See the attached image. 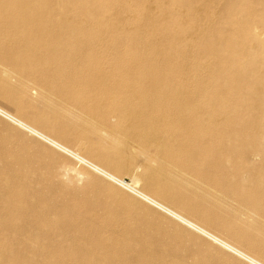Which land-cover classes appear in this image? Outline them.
<instances>
[{"label": "rangeland", "instance_id": "rangeland-1", "mask_svg": "<svg viewBox=\"0 0 264 264\" xmlns=\"http://www.w3.org/2000/svg\"><path fill=\"white\" fill-rule=\"evenodd\" d=\"M67 1L74 8L82 6L81 1ZM28 2L30 3V0ZM85 2L83 0V4ZM173 2L175 1L106 0L105 11L102 13L105 24L99 27L90 25L91 27L83 31L89 36L94 35V32L100 33L98 51L102 55L104 66L109 70L113 67L132 66L135 61H125L126 52H131V49L139 53L146 52L147 55H158L159 67L175 68L177 65L166 62V58L174 49L162 43L163 33L158 32L154 37L149 33L152 31V15L166 27L178 21L181 12H176L171 5ZM247 2L249 5L254 3L253 0ZM241 4V0H210L206 5L196 2L192 5L195 7L192 13L196 14L197 18L204 15L203 24L207 25L204 34L211 42H217L221 37L219 33L216 35L218 30L223 33L225 31L224 36L231 35V20L240 12L235 9V5ZM125 10L127 14H122ZM135 12L141 13L142 16L138 22H133L131 18ZM188 14L190 15L191 11ZM254 20L248 29L253 30L257 24L254 30L258 28L257 30L264 31L257 17ZM258 21L259 23H256ZM124 26L137 28L136 35L141 40L139 45L132 43L130 38L134 34L130 32L132 30L126 31L129 27L125 29ZM2 30L0 29L1 106L23 118L38 116L56 128H66L77 138L76 142L68 144L71 148L79 150L81 143L94 148L95 152L103 157V162H108L107 166L125 180L139 177L142 188H145L149 177L153 178L157 185L182 197L184 205L177 208L185 215L201 222L193 216L194 210H200L217 224L216 227L207 226L212 231L224 235L219 228L227 227L232 232L243 235L244 243L239 244L240 246L247 248L246 245L250 243L264 251V177L251 174L249 168L252 162L264 168V151L260 153L263 158L258 156L253 161H248L242 156L243 149L252 144L264 146V124L255 129H250L249 124L246 131H242L241 127H246L253 112L245 105L239 110L235 102L237 96H232L227 91L222 92L225 85L234 83L231 79L235 78V75L253 68L254 64L246 57H239L234 67L225 65L223 72H216L217 63L207 59L203 45L192 43L185 35L171 38L181 42L178 49L187 56L188 62L196 61L195 66L200 71L191 81L173 79L169 86H158L162 88L161 95L172 89L183 92L191 100L190 107L192 106L198 115L211 112L216 114L218 120L223 118L227 121L219 125L218 132H226L225 127L232 129V141L235 142L225 145L228 141L222 140L214 147H209L208 143L201 144L204 137L198 140L196 136L195 140L194 136H190L189 143L195 142L197 146L187 152L184 143L179 142L184 136L176 143L166 145L167 134L155 135L158 134L155 131L157 120L150 109H156L158 102L154 104L148 99V105L144 104L142 115H138L135 108L126 106L125 118H111L112 115L107 113L104 105L94 102L97 96L103 94L104 86L102 89L95 87L96 89L85 90L82 85L83 78L72 75L75 69L65 67L58 70L61 67L56 59H42L41 62L33 63L24 61L29 53H19L17 46L13 44L12 36ZM86 47H90L93 54L97 50H94V43H88ZM21 55H24L22 60ZM139 66L141 67V64ZM206 68H212L214 71L210 69L208 72ZM227 70L232 72L228 73ZM229 74H233L231 79ZM134 78H137L136 86L150 81V77L144 73ZM158 79L159 77L155 78ZM114 88L116 95L124 94L122 86ZM252 90L253 86L250 85L248 96L251 95L250 98L255 99L257 95L254 91L251 92ZM161 95L154 96L160 98ZM203 99L209 102L206 103ZM215 108L219 110L214 111ZM188 112L186 110L182 117ZM189 124L186 128L192 126ZM172 127L175 133L179 132V127ZM195 131L196 129L191 130L188 135L194 134ZM7 161H14L17 169L24 170L25 177L22 176L20 180L27 186L28 201L35 199V191L43 190L46 197L59 206L64 203L65 193L77 194L81 196L80 199L95 203L99 214L106 220L104 222H109L107 224L110 226L98 227L96 231L90 229L89 236L92 238L110 239L112 231H115L118 237L124 238L123 232H133V251L126 254L127 258L134 255V250L146 249L147 255L156 254L167 264H179L182 261L185 264H247L126 190L82 168L69 155L55 150L0 117V168ZM223 168L225 173L221 172ZM4 184L3 190L0 191V264H108L103 257L105 247L95 246L93 252L88 250L87 241L80 237L78 228L74 227L67 233L60 229L61 223L55 224L62 220H57L54 210L50 218L47 216L40 220L36 219L35 209L29 208L28 204L18 208L15 191H20V186ZM45 206L46 203L42 208ZM99 220L96 222H102V219ZM112 222H121L122 225L118 226Z\"/></svg>", "mask_w": 264, "mask_h": 264}, {"label": "bare ground", "instance_id": "bare-ground-1", "mask_svg": "<svg viewBox=\"0 0 264 264\" xmlns=\"http://www.w3.org/2000/svg\"><path fill=\"white\" fill-rule=\"evenodd\" d=\"M75 1H81L82 6L74 8L67 0H40V2L39 0H30V3L28 0H0V29H3L2 31L5 34H10L12 36L13 44L17 46L19 53L25 51L29 53L24 61L33 63V61L41 62L42 59H56L61 67L58 70H63L65 67L75 69L72 75L74 77L83 78L82 85L85 90L89 91V89H96L95 87L102 89L104 86L103 94L97 96L94 102L104 105L107 113L112 115L111 118H125L127 116L124 115L126 106L135 108L137 110L136 113L142 115V111L145 109L144 104L148 105L147 101L151 99L154 104L158 102L156 109H153L154 107L150 109L154 118L157 120V130L155 131L158 132V134L155 135L160 136V134H167L168 139L166 140V145L176 143L181 136L184 137L179 140V142L182 141L184 143L187 152H191L192 149L197 146L195 142L189 143L190 136H194L195 140H197L195 138L196 136L198 140L204 137L205 139H201V141L203 140L201 144L208 143L209 147H214L222 140L228 141L225 142V145L233 144L235 142L232 141V129L225 127L226 132H218L219 125L227 123L223 118L218 120V118L215 117L216 114H211V112L205 115H198L193 107H190L189 102H191V100L189 97L183 92H178L175 89L169 90V92H166L163 96L161 95L162 88L158 86H169L173 79H186L191 81L194 75L200 71V69L195 66L197 65L196 61L188 62L187 56L178 49L180 41L171 39L174 36L185 35L192 43L194 42L195 44L204 46V54L207 56V59L209 58L213 60L214 63H217L215 68L216 72H223L225 65L234 67L239 57H246L254 64L250 71H244L240 75L237 74L238 76L235 75L233 79H231L233 74H229L230 79L233 80L234 83H229L228 86L225 85L222 92L227 91L230 95L237 96V101L235 102H237L239 110L242 105H245L246 108L253 112V115L247 120L246 127H241L242 131H246L249 124L250 129L258 128L264 124V31L260 29L257 30L258 28L254 30L257 25L256 23H259V21L261 22L260 24H262L261 26L264 27V0H253L254 3L252 2L250 4L251 6L247 2L248 0H241L242 4L240 6L235 5V9H238L240 12L239 14L236 13V18H232L231 20V24H233L232 33L231 35L224 36L225 31L223 33V31L216 30V35L219 33V36H221L217 42H211L204 34V29L206 30L207 28V25L203 24L204 15L197 18L195 17L196 14L192 13L195 8L193 6L196 2H199L201 5H206L210 0H174L175 2L171 3L172 7L177 10L176 12H181L178 21H174L171 25L169 24V27H166L160 23V20L156 18L155 15H152L150 23L152 31L149 33L153 37L158 32L163 33L161 36L163 37L162 43L166 45V47L174 49L166 58V62L177 66L175 68H171L173 66H170V68L159 67L157 65V60L160 58L157 57L158 55H147L148 53L146 54V52L140 51L139 53L131 49V52H126L125 61L132 59L135 63L127 68L113 67L110 68V70L104 66V60L102 61V55L98 51L101 37L100 33L94 32V35L89 36L83 31L94 24L96 27L105 24V17L102 13L105 11L106 0H85L86 2L84 4L83 0ZM211 4H213V2ZM230 7L232 6L230 5ZM247 10L250 12L246 13L245 11ZM189 11H191L190 15L188 14ZM125 13L127 14L126 10L122 14ZM262 13L263 15H261ZM132 14L131 18L133 22H138L142 19L141 13L138 14L135 12ZM255 17H257L259 21L256 23L253 22L256 25H254L255 28L250 31L249 25H252L251 23ZM6 26L10 31H8ZM132 26L134 27L133 24ZM128 30H132L130 32L134 34V36L130 38V40H133L132 43L134 42L136 46L139 45L141 40L140 37L136 35L137 28L129 27L126 31ZM88 43H94V50L97 49L94 51V54L91 52V49H89L90 47H86ZM23 58L24 55H21V60ZM140 64L141 67L139 66ZM210 69L214 71L212 68ZM210 69L206 68L208 72ZM227 71L228 73L232 72L229 70ZM142 73H144L145 76H149L150 81H146V83H143L141 86H136L137 78L134 77L141 76ZM158 74L159 76H157ZM157 77H159V79L155 80ZM226 81L228 80H225V82ZM133 84H135V86ZM250 85L253 86L251 92L254 91L257 95L255 99H251V95L248 96ZM115 86L123 87L122 92L124 94L122 96L116 95ZM154 95H161V97H155ZM56 99L58 100V98ZM205 102L208 103L209 101L205 100ZM186 110L189 112L186 116L182 117V114ZM191 110H194V112H191ZM217 110H219V108L214 109V111ZM239 110L238 112H240ZM19 112L24 116L22 111L19 110ZM0 117L55 150L69 155L76 160L82 168H86L88 171L126 190L142 202L162 212L183 227L208 239L241 261L247 264H264V251L261 248L250 243L246 245L247 248L240 246L244 243L243 235L236 234L227 227L222 226L219 228L224 235L212 231L207 226L216 227L217 224L200 210H194L193 216L203 223L185 215L177 208V206L184 205L181 200L182 197L175 192L167 191L163 186L157 185L153 178L149 177L145 182V188H142L140 185L141 179L139 177H131L130 181L125 180L119 173L107 166L108 162H103V157L96 153L94 148L88 147L83 143L80 144L81 147L79 150L71 148L68 144L76 142L77 138L66 128H56L38 116L30 117V119L23 118L1 105ZM178 121H180V123H178ZM185 123L187 124L185 125ZM91 124L93 125V123ZM188 124L192 126L186 128ZM172 126L179 127V132L175 133ZM194 129H196L195 135H188L191 130ZM185 140L187 141L185 142ZM263 151L264 146L259 147L258 145L252 144L247 149H243L242 156L248 161H253L258 156L261 158ZM236 156H238L237 153ZM215 157H217V155H215ZM136 167H138V165ZM249 168L251 174L264 177V168L261 165H256L252 162V166ZM23 171L22 169L16 168L14 161L4 162V165L0 168V191L3 190L4 183H9L11 186H20V191H15V195L17 196L16 199L19 203L18 208H21L23 204H28L29 208L35 209L36 219L40 220H43V218L47 216L50 218L54 210L53 213L57 215V220H62L60 222H55V224L61 223L60 229L63 231L65 230L67 233L74 227L78 228L81 232L80 237L87 241L88 250L93 252L95 246L101 247L102 245L105 247L103 249V257L107 260L108 264H153L154 262V264H167L164 263L159 256H156V254L147 255L146 249L134 250V255H132L131 258H127L126 254L129 251H133V245L131 243L135 241V235L131 231L128 233L123 232L124 238L118 237L115 231H112L111 238L106 240L100 237L92 238L89 236V234H91L89 231L90 229L96 231L98 227H107L110 225H108L109 222H104L106 220L99 214L95 203H88L87 200L80 199L81 196L77 194L65 193L63 196L64 203L59 206L56 205L53 200L48 199L43 190H37L34 192L35 199L28 201L27 186L20 180L22 176L25 177ZM221 172L225 173V168L221 169ZM1 177H3V179ZM44 203H46V206L43 207L45 209L42 208ZM99 219H102V222H96ZM112 223L118 226L122 225L121 222ZM179 264L185 263L182 261Z\"/></svg>", "mask_w": 264, "mask_h": 264}]
</instances>
